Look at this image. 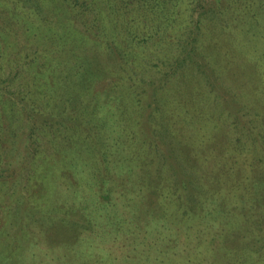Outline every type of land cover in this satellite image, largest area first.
Instances as JSON below:
<instances>
[{
	"label": "rangeland",
	"instance_id": "374dc122",
	"mask_svg": "<svg viewBox=\"0 0 264 264\" xmlns=\"http://www.w3.org/2000/svg\"><path fill=\"white\" fill-rule=\"evenodd\" d=\"M0 17H14L20 26L26 23L23 27L27 33L34 32L27 27L37 29L42 25L41 19L49 23L41 31L53 28L61 31L63 25L80 39L91 32L102 35L111 32L118 40L107 48H113V52L120 49L118 55L129 47L136 57V72L147 64L153 65L158 60L152 57H157L164 64L177 65L179 60H185L186 64L197 62V72L205 76L202 80L193 77L187 83L185 92L189 103L177 119H172L170 131L164 130L162 136L155 137L145 121L139 124L137 139L147 142V149L154 153L150 158L132 161L127 157L128 161L122 164L111 163L113 170L107 168V174L88 169L75 177L66 168L67 163L58 158L68 181L64 180V188L56 199L77 205L94 220V230L82 234L75 251L66 252L63 261H57L56 251L49 249L54 245L48 243L43 232L45 242L25 239L23 252L19 249L17 252L19 239H14L17 233L12 232L6 240L14 241L17 247L7 252L0 246V264L27 261L30 264H166L190 258L213 244L221 229L216 228L227 222V216L219 219L216 213L221 211L220 215H226L223 210L242 191V182L234 180L227 171L228 163L235 159L238 167L243 163L241 166L249 170L252 180L248 195L264 215V124L259 126L256 119L245 120L236 131L232 114L222 104L228 97L238 101L236 97L243 92L241 96L264 114V0H0ZM46 17L49 21H45ZM54 21L59 23L54 26ZM125 33L136 35L137 39L130 45L126 43ZM148 33L151 38L145 44L143 38H148ZM1 44L0 48L5 45ZM143 45L147 49L141 53ZM189 48V56H180ZM191 56H194L192 60ZM7 62L4 61L6 66ZM39 62L35 61L34 65L38 66ZM24 66L26 76L31 65ZM201 66L207 71L218 67L217 79L208 82ZM41 71L44 81L45 70ZM41 78H37L36 86H41ZM126 85L118 76L102 77L96 83L94 96L88 99L96 100L97 105L110 93L121 91L122 106L118 104L104 112L110 116L108 125L114 137L128 135V115L132 120L139 116L137 106L144 97L138 91L127 93ZM211 87L218 88L223 97L213 98ZM24 90L30 92L28 87ZM101 130H104L102 126ZM50 163L46 165L50 167ZM197 172L205 174L201 176V185L204 183L208 193L200 219L191 224L187 212H183L185 216L180 213L182 217L177 212L171 222L164 221L163 209L155 203L160 200L154 188L147 187L146 183L166 177L169 179L167 190L173 194L186 175ZM52 180L51 173L30 191L35 193L39 205L53 198ZM108 195L110 201H107ZM0 217L4 220L1 211ZM65 230L68 229L60 231L61 237L72 240L71 231ZM223 239L224 248H238L232 234ZM231 261L222 264H237Z\"/></svg>",
	"mask_w": 264,
	"mask_h": 264
},
{
	"label": "trees",
	"instance_id": "16d2710c",
	"mask_svg": "<svg viewBox=\"0 0 264 264\" xmlns=\"http://www.w3.org/2000/svg\"><path fill=\"white\" fill-rule=\"evenodd\" d=\"M0 19V45L5 43L0 48V211L4 215V220L0 217V246L7 252L17 247L14 241L6 240L9 234L16 232L14 239H19L16 250L23 252L25 239L28 242H45L44 232L48 243L54 245V248H49L56 251L57 257L54 258L62 262L66 252L76 249L82 234L94 230V220L77 205L56 199L64 188V180L68 181V174L60 168L58 158L67 163L66 168L72 177L88 169L107 174V168L113 170L111 163L122 164L128 158L132 161L150 158L154 153L147 149V142H138L137 139L139 124L145 121L150 134L155 137L162 136L164 130L170 131L172 119H177L181 109L189 103L185 92L189 86L187 83L193 77L202 80L205 76L197 72V62L186 64L185 60H179L177 65H172L164 64L157 57H152L158 60L153 65L147 64L136 72V57L129 47L118 55L120 49L113 52V48H107L118 40V36L111 32L103 35L91 32L80 39L63 25L61 31L58 28L41 31L49 24L41 19L39 23L42 25L37 29L27 27L34 31L27 33L23 27L27 26L26 23L20 26L14 17ZM46 20L49 21L47 17ZM57 23L54 21V26ZM135 38L136 35H126V43L131 45ZM150 38L148 33V38H143L145 44ZM141 47V53L147 49L145 45ZM190 54L191 48L182 51L180 56L186 58ZM193 57L189 58L192 60ZM4 61H8L7 66ZM35 61H41V64L39 62L35 66ZM25 63L31 65L26 76ZM217 69L211 67L207 71L201 66L208 82L217 79ZM41 70H45L44 81ZM105 76H118L127 84V93L138 91L144 96L137 106L139 116L132 120L128 115L129 133L126 136L110 134V116L104 114L118 104L122 106L120 90L110 93L97 105L96 100H88L94 96L96 83ZM37 78H41V86H36L39 84ZM27 87L30 92L24 90ZM212 87L213 98L216 95L223 97L218 88ZM33 89L37 91L33 92ZM241 95L234 96L238 101L230 97L222 101L225 110L233 116V128L237 131L240 122L245 124V120L252 119H256L259 126L264 124V114ZM120 114L123 116L122 112ZM49 161L52 163L50 167L46 165ZM237 162L236 159L229 162L227 171L234 180L242 182V191L223 210L226 215H220L221 211L216 213L219 219L227 216V222L216 228H221L216 240L190 258L181 262L171 260L166 264H222L232 262L231 259L237 264H264V215L248 195L252 180L249 170L241 166L243 163L238 167ZM51 173L50 195L53 198L39 205L33 195L35 193L30 191ZM197 173L186 175L173 194L167 190L169 179L166 177L146 183L147 187L154 188L160 200L155 203L163 209L164 221L171 222L177 217V212L178 217H182L180 213L185 216L183 212H187L191 224L200 219L208 193L204 183L201 185V176L205 174ZM109 198L108 195L107 201ZM64 229L71 231L72 240L61 237ZM68 230L64 232L68 233ZM229 234L237 242L236 250L224 248L223 237ZM232 252L238 255L231 256ZM25 264L30 263L27 261Z\"/></svg>",
	"mask_w": 264,
	"mask_h": 264
}]
</instances>
